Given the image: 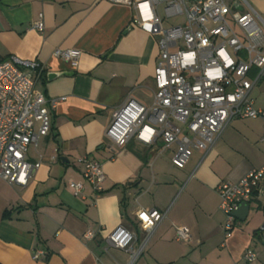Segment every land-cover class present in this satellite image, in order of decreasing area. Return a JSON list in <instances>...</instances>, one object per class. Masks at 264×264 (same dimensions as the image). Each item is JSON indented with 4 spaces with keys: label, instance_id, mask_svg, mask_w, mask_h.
<instances>
[{
    "label": "crops",
    "instance_id": "0c3cea01",
    "mask_svg": "<svg viewBox=\"0 0 264 264\" xmlns=\"http://www.w3.org/2000/svg\"><path fill=\"white\" fill-rule=\"evenodd\" d=\"M40 13L42 32L31 28ZM133 15L130 6L110 0H0V60L38 62L43 72L35 89L65 97L49 112V133L29 146L27 159L39 166L27 185L0 178V264H127V253L105 238L122 225L136 232L137 245L145 232L136 213L151 209L166 216L134 264H264V181L229 237L217 192L221 182L264 166V120L233 119L210 150H192L183 168L171 161L176 147H165L160 137L123 145L106 137L127 98L145 106L154 99L158 37L131 25ZM56 49L80 55L66 61L53 55ZM51 72L65 73L50 80ZM250 98L264 108V76ZM81 158L101 163L102 193L84 178ZM70 182L82 191L74 195ZM177 226L188 228L189 240H177ZM88 231L95 237L85 238ZM247 250L255 260L243 259Z\"/></svg>",
    "mask_w": 264,
    "mask_h": 264
},
{
    "label": "built area",
    "instance_id": "2783aa9c",
    "mask_svg": "<svg viewBox=\"0 0 264 264\" xmlns=\"http://www.w3.org/2000/svg\"><path fill=\"white\" fill-rule=\"evenodd\" d=\"M130 6L131 25L158 37V61L154 70V99L145 106L129 97L112 114L105 135L117 145L131 138L152 144L160 137L165 147L175 146L171 158L183 168L192 150H210L235 118H260L264 108H255L250 91L264 76V18L248 0H110ZM161 6V7H160ZM181 18L165 26V20ZM32 29L42 32L43 15ZM53 55L76 61L80 51L56 49ZM43 67L36 61L12 56L0 60V178L13 186H26L39 166L27 159L31 144L50 130L49 112L65 97H46L35 89ZM84 178L93 190L103 192L105 174L97 160L79 159ZM264 166L249 171L238 181H223L217 187L218 208L224 216L223 229L229 237L235 215L242 203L259 192ZM74 195L83 189L70 182ZM166 211L139 210L138 223L145 232L138 237L122 225L105 238L106 245L128 255L134 264L150 235L165 218ZM264 241V224L260 226ZM177 240L187 241V227H175ZM85 238L95 233L88 231ZM42 251L36 252L37 258ZM243 259L251 262L255 252L247 250Z\"/></svg>",
    "mask_w": 264,
    "mask_h": 264
},
{
    "label": "water",
    "instance_id": "95a60500",
    "mask_svg": "<svg viewBox=\"0 0 264 264\" xmlns=\"http://www.w3.org/2000/svg\"><path fill=\"white\" fill-rule=\"evenodd\" d=\"M63 73H65V72H51V73L48 74V79L51 80V79H53V78H55V77H57V76H59V75H61ZM249 209H250V205L249 204L242 203L239 206L238 210L234 212V215L238 219L245 220V218H246V216H247V214L249 212Z\"/></svg>",
    "mask_w": 264,
    "mask_h": 264
},
{
    "label": "rangeland",
    "instance_id": "374dc122",
    "mask_svg": "<svg viewBox=\"0 0 264 264\" xmlns=\"http://www.w3.org/2000/svg\"><path fill=\"white\" fill-rule=\"evenodd\" d=\"M235 0H226L228 5L233 4ZM251 6L264 18V0H248ZM41 147V146H40ZM29 155H33L29 152Z\"/></svg>",
    "mask_w": 264,
    "mask_h": 264
},
{
    "label": "trees",
    "instance_id": "16d2710c",
    "mask_svg": "<svg viewBox=\"0 0 264 264\" xmlns=\"http://www.w3.org/2000/svg\"><path fill=\"white\" fill-rule=\"evenodd\" d=\"M101 193H102V192H101ZM256 194H257V193H256ZM7 213H8V211H6L4 215L6 216Z\"/></svg>",
    "mask_w": 264,
    "mask_h": 264
}]
</instances>
